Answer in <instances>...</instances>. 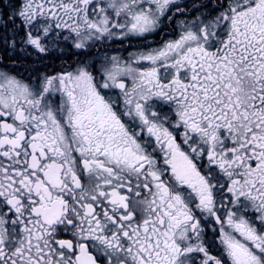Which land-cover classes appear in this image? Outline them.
<instances>
[{
    "label": "snow or ice",
    "instance_id": "6c2138e0",
    "mask_svg": "<svg viewBox=\"0 0 264 264\" xmlns=\"http://www.w3.org/2000/svg\"><path fill=\"white\" fill-rule=\"evenodd\" d=\"M0 264H264V0H0Z\"/></svg>",
    "mask_w": 264,
    "mask_h": 264
},
{
    "label": "rangeland",
    "instance_id": "374dc122",
    "mask_svg": "<svg viewBox=\"0 0 264 264\" xmlns=\"http://www.w3.org/2000/svg\"><path fill=\"white\" fill-rule=\"evenodd\" d=\"M116 47H121V45H119V44H117V45H115ZM129 51H132V50H134V49H132L131 47H129V49H128ZM127 53H125V55H126Z\"/></svg>",
    "mask_w": 264,
    "mask_h": 264
}]
</instances>
